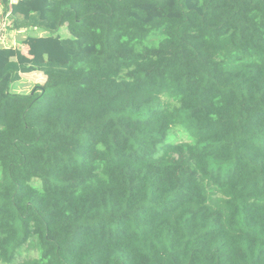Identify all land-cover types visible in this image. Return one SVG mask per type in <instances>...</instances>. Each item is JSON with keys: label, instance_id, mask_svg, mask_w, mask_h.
Returning <instances> with one entry per match:
<instances>
[{"label": "trees", "instance_id": "16d2710c", "mask_svg": "<svg viewBox=\"0 0 264 264\" xmlns=\"http://www.w3.org/2000/svg\"><path fill=\"white\" fill-rule=\"evenodd\" d=\"M11 16L46 34L0 47L1 264H264V0Z\"/></svg>", "mask_w": 264, "mask_h": 264}, {"label": "crops", "instance_id": "0c3cea01", "mask_svg": "<svg viewBox=\"0 0 264 264\" xmlns=\"http://www.w3.org/2000/svg\"><path fill=\"white\" fill-rule=\"evenodd\" d=\"M4 12H5V10H4L2 4L0 3V14H3ZM62 29H66V28L62 27L60 29L59 33H61ZM45 34H46V32H44L42 30L27 29V30H21L20 33L15 34L13 37L12 36L10 37V35H9V37L13 39L12 41H13V43H15L14 47L20 48L22 53L27 56L28 55L27 54L28 47L25 44L21 43V40L24 39V36H27V35L42 36ZM63 37H66V36H63ZM32 76H34L33 79H29ZM26 78H28L32 82L33 86L34 85H42L45 81V75L39 71H35V72H31V73H22V74H20V79L11 84V90L14 92L20 93L19 88H21L23 86L22 82H24L23 80Z\"/></svg>", "mask_w": 264, "mask_h": 264}, {"label": "rangeland", "instance_id": "374dc122", "mask_svg": "<svg viewBox=\"0 0 264 264\" xmlns=\"http://www.w3.org/2000/svg\"><path fill=\"white\" fill-rule=\"evenodd\" d=\"M60 35L67 37L68 36L67 30L66 29H62ZM33 77L34 76L30 77L29 79H33ZM29 79L26 78V79L23 80L24 81V82H22L23 86L21 88H19V92L20 93H27L35 86V85L34 86L32 85V82ZM171 134H169L168 138L171 137V140H173L174 142H176V141H180V142L190 141L189 136L185 132L181 131L180 128H174L172 130ZM32 184H34L35 186H38L39 181L37 179H33ZM37 256H38V252L36 250L23 249L20 252V254H19V256H18L16 261L22 260V259L27 258V257H37Z\"/></svg>", "mask_w": 264, "mask_h": 264}, {"label": "built area", "instance_id": "2783aa9c", "mask_svg": "<svg viewBox=\"0 0 264 264\" xmlns=\"http://www.w3.org/2000/svg\"><path fill=\"white\" fill-rule=\"evenodd\" d=\"M17 1L18 0H7L8 8L3 14H0V47H14L15 43H13V39L10 37H13L17 33H20L22 30L14 27L13 19L11 16V7L12 5L16 4Z\"/></svg>", "mask_w": 264, "mask_h": 264}]
</instances>
